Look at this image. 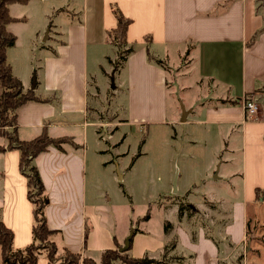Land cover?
Returning a JSON list of instances; mask_svg holds the SVG:
<instances>
[{
    "label": "crops",
    "instance_id": "0c3cea01",
    "mask_svg": "<svg viewBox=\"0 0 264 264\" xmlns=\"http://www.w3.org/2000/svg\"><path fill=\"white\" fill-rule=\"evenodd\" d=\"M85 1L84 9L87 11L83 23L72 24L67 30L60 29L54 35L50 30L47 33L39 32L43 41L50 34L52 42H59L60 45L54 49L55 52L57 50L55 55H45L43 67L37 70L35 85L32 87L29 80L25 86L17 76L25 90L32 89L42 99L48 100L29 102L17 111L20 139L29 141L38 137L45 125L53 138H74L72 130L81 127L83 142L86 143L89 129L98 127L99 122L88 114L90 102L85 55L89 41L101 44L107 41L108 32L117 27V19L112 10L115 4L132 20L127 31V41L135 51L128 57L123 68L129 77V113L132 122L147 125L167 123L170 117L168 99L176 88L177 99L182 107H178L174 115L176 121H172L173 127L190 125L204 130L203 139L187 135V143L190 145H203L207 148L214 141L221 144L219 149H210L211 162H208L207 169L214 179L203 183L202 204L198 206L191 202V195L186 191L185 202L194 212L186 211L181 221L178 216V223L186 218L187 223H192L193 218L197 217V210L202 207L208 212L224 213L219 215L221 218L230 210L222 229L226 242L217 243L207 234L203 225L192 231L178 225L174 229V224L166 221L171 224L172 232L175 230L176 233L162 231L155 237L143 231L133 236L130 255L134 258L149 255L157 259L165 245L174 238L178 240L174 254L179 249V257H189L191 260V263L183 260V264H220L228 250L248 251L252 239L249 240L247 234V222L253 220L264 223V217L260 216L264 199L258 200L256 197L257 189L264 192V93L255 92L264 87V33L251 46L247 45L264 25L262 14L257 11L262 0H234L230 3L225 2L227 0ZM147 36L153 41L151 49L156 45L165 46L163 58L166 61L160 60L165 67L149 61L145 41ZM174 49L180 63L188 59L189 64L179 77L176 76L177 80L173 79V73L176 74L178 68L175 67L178 65L169 67L167 63H171L170 54ZM226 90L233 93L226 96ZM247 94L255 97L260 104L258 115L251 119L246 118L243 106ZM232 101L237 103L231 104ZM64 129L69 130L70 135H59ZM98 136L104 141L102 134ZM209 137L214 138L212 142ZM230 137L237 139V147L233 151L227 140ZM75 142L82 148L65 146L64 151L51 149L39 155L35 164L45 188L51 189L53 201L57 204L55 208L48 206L46 209L49 227L67 231L64 234V247L89 254L99 261L103 251L115 249L117 244L122 247L125 237L113 236L109 225L107 227L105 223L104 214L101 211L95 212L93 206H84L86 147ZM74 151H83V159L78 155L79 152ZM16 152L9 151L0 155L7 159L5 169L9 166L10 173L16 178L12 181L15 190L5 185L3 197L7 207L4 208L2 220L14 231V247L18 249L32 243L33 224L31 206L27 200V185L16 174L20 159ZM205 155H209L207 150ZM234 155L241 158L238 180H234L237 174L229 168ZM115 163L118 165L116 159ZM56 165L65 171V176H72V191H64L61 185L65 182L60 179H51L50 169ZM219 183L228 186L227 191L218 190L216 185ZM181 201L174 199L173 208ZM226 203L232 204L229 210H226ZM178 209L179 206L177 215ZM74 212H77V216L73 219ZM211 219L218 223L222 220L214 217ZM66 221L70 224L67 225ZM87 230L88 235L85 237ZM38 264H48V261L41 258ZM115 264L123 263L116 261Z\"/></svg>",
    "mask_w": 264,
    "mask_h": 264
},
{
    "label": "rangeland",
    "instance_id": "374dc122",
    "mask_svg": "<svg viewBox=\"0 0 264 264\" xmlns=\"http://www.w3.org/2000/svg\"><path fill=\"white\" fill-rule=\"evenodd\" d=\"M85 5V0H31L29 4H16L10 7L13 17L25 19L24 22L13 23L9 26L10 32L17 37V43L8 51V63L11 65L13 73L23 80L25 86L28 85L29 80H31L32 87L35 85L37 70L43 67L45 55H55L57 50L55 52L54 49L60 45L59 42H52L53 39H50V34L43 41L44 38H41L39 32L45 33L46 31L47 33L50 30L54 35L60 29L67 30L72 24L83 23L87 11L84 9ZM92 43L89 41L85 55L88 100L90 102L88 114L90 118L99 123L98 127L89 129L86 143L83 142V129L81 127L72 130L74 140L86 147L84 156L86 162L84 206L95 207V212L101 211L113 236H124L125 242L135 232L137 235L145 231L156 237L162 231L165 232L166 221L172 222L174 229L178 225L182 229L188 228L192 231L203 225L206 227L207 234L217 243L226 242L222 229L228 219L231 203H226V210L229 211H226L222 218L219 215L224 213L208 212L204 207L198 209L197 217L193 218L192 223H187V218L178 223L177 208L179 204L173 208L174 199L177 201L184 200V204L188 203L185 202L186 198H184L187 193L191 195L189 199L191 202L198 206L202 204L203 183L214 179V176H210L211 171L207 169L208 162H211L209 160L211 157L210 149H219L221 144L214 141L208 146L209 149L203 145H190L187 143V135L191 134L194 138L203 139L204 130H198L190 125H178L176 126L177 129L173 127L172 121H176L174 115H176L178 107H182L177 99L176 88L171 92L168 99L170 117L167 123L147 125L146 123L132 122L129 113L127 70L122 68L116 71L113 65L117 59V48L110 44L108 39L101 44ZM173 48L179 49L177 46H173ZM176 49L170 54L171 63L169 61L167 63L169 67L173 64L178 65L175 67L178 68L176 74L173 73V79L177 80L176 76L179 77L186 65L189 64L188 59L182 60L180 63ZM152 51L159 60L166 61L163 58L165 57V46H153ZM1 92L0 88V94ZM232 93L233 91L228 92L226 90L224 95L227 96ZM60 133L59 135H70L67 129ZM99 134H102L104 141L98 136ZM209 138L210 142L214 139ZM227 140L230 143V150H235L237 139L230 137ZM143 141L145 142L142 145ZM5 144L6 140L0 138V145ZM206 150L209 155H205ZM74 152H79L78 155L83 159V151ZM16 154L19 158V153L16 152ZM115 159L118 161V165H116ZM232 159L229 168L231 172L237 174L234 175V180H238L240 178L238 172L241 170V158L234 155ZM6 161L7 159L0 155L1 218L4 208L7 207L3 197L5 185L8 184L9 188L15 190L12 181L16 180L15 175L10 173L9 166L7 170L5 169ZM18 164L16 174L27 185V179L20 172ZM50 174L53 181L58 178L61 182H65L64 185H61L64 191L74 189L71 183L72 176H65V171L60 170L59 166L56 165L50 169ZM216 186L218 190L223 192L228 189L225 184L219 183ZM186 191L188 192L186 193ZM46 194L49 199V206L55 208L57 204L53 201L50 188H46ZM179 194H181L180 197ZM29 203L31 206V223L33 224V207L30 201ZM166 206H170V208L165 209ZM216 206L219 208L218 204ZM57 208L59 209V207ZM260 211L262 213L260 216L264 217V206L260 207ZM186 214L184 213V216ZM148 215H150V219L146 221L145 217ZM76 216L77 212H74L73 219ZM212 217L222 220L218 223L217 220H212ZM58 221L60 222V219ZM65 223L70 224L68 221ZM220 223H222L221 226H219ZM250 231L252 241L249 250H228L223 255V261L220 264H264V223L250 221ZM65 232L67 231L59 230L57 234L52 236V240L57 243L60 252L65 248ZM172 233H176L175 230ZM164 251L163 249V253L157 260H162L165 264H176L172 260L181 254V250L178 249V254L176 252L174 254V251H168L167 258L163 257ZM259 255L261 256L260 259ZM184 260L186 263H191L189 257ZM0 264H4L1 250Z\"/></svg>",
    "mask_w": 264,
    "mask_h": 264
},
{
    "label": "trees",
    "instance_id": "16d2710c",
    "mask_svg": "<svg viewBox=\"0 0 264 264\" xmlns=\"http://www.w3.org/2000/svg\"><path fill=\"white\" fill-rule=\"evenodd\" d=\"M234 0H227L230 3ZM30 0H0V138L6 140V145H0V154L9 151H18L20 155L19 169L22 175L27 179V197L33 206V226L32 236L33 241L30 245L16 249L14 247V231L7 227L0 217V250L4 264H38L41 258H45L48 264H115L116 261H121L123 264H165L162 260L152 259L149 255L142 258H134L130 255L133 238L129 240V248L126 252L120 253V244H117L115 249H108L101 253L99 261L95 260L90 255H85L82 252H74L65 247L60 252L56 242L52 240V236L57 234L59 230L51 229L48 225L46 209L49 206V199L46 194V188L43 183L40 171L35 164L36 158L49 152L51 149L64 151L65 146H70L73 149L82 148L78 145L74 138L69 136L53 138L49 135L47 126L43 127L42 133L29 141L21 140L18 134V114L17 111L29 102H45L48 100L42 99L34 90H25L21 80L13 73L11 65L8 63V51L15 47L17 37L9 31V26L13 23L24 22L25 19L15 18L11 15L10 6L15 4H28ZM112 10L117 19V27L108 32V42L117 48V59L113 63L116 71L124 68L128 57L135 51L134 47L130 46L127 41V31L132 23V20L126 17L117 5H112ZM257 11L264 18V0L258 5ZM212 13V12H211ZM209 13V14H211ZM264 33L263 27L254 35L247 43L251 46L257 41L260 35ZM146 51L149 61L153 64L165 67L164 63L158 58H155L151 46L152 38L147 36ZM255 92L264 93V87L257 89ZM247 94L246 98H249ZM224 103H228L224 101ZM236 104V101L230 102ZM145 141L142 142V145ZM258 200L264 199L263 190H256ZM182 200L179 204L178 216L183 219L186 211L193 210ZM150 215L145 217L148 221ZM172 232V226L166 222L165 233ZM250 221L247 222V234L250 237ZM88 230L85 237H87ZM136 233V232H135ZM133 234V236L135 235ZM117 240L115 239V242ZM178 245L177 238L165 245L163 257L167 258L168 251H174ZM182 257H174L172 262L183 264Z\"/></svg>",
    "mask_w": 264,
    "mask_h": 264
},
{
    "label": "built area",
    "instance_id": "2783aa9c",
    "mask_svg": "<svg viewBox=\"0 0 264 264\" xmlns=\"http://www.w3.org/2000/svg\"><path fill=\"white\" fill-rule=\"evenodd\" d=\"M243 106L247 119L256 117L260 111V104L258 100L252 96L247 99H244Z\"/></svg>",
    "mask_w": 264,
    "mask_h": 264
},
{
    "label": "water",
    "instance_id": "95a60500",
    "mask_svg": "<svg viewBox=\"0 0 264 264\" xmlns=\"http://www.w3.org/2000/svg\"><path fill=\"white\" fill-rule=\"evenodd\" d=\"M186 114V110H185V108H184V115ZM133 237V234H131V236H130V238L125 242V246L123 247H120L119 248V252L120 253H124L125 251H127L128 250V248H129V240L131 239Z\"/></svg>",
    "mask_w": 264,
    "mask_h": 264
},
{
    "label": "bare ground",
    "instance_id": "6f19581e",
    "mask_svg": "<svg viewBox=\"0 0 264 264\" xmlns=\"http://www.w3.org/2000/svg\"><path fill=\"white\" fill-rule=\"evenodd\" d=\"M133 238V237H132ZM126 252V251H125Z\"/></svg>",
    "mask_w": 264,
    "mask_h": 264
}]
</instances>
